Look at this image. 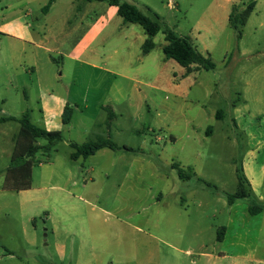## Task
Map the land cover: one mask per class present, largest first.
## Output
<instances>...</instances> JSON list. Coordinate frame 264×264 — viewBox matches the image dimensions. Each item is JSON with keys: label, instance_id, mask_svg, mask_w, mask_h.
I'll use <instances>...</instances> for the list:
<instances>
[{"label": "rangeland", "instance_id": "1", "mask_svg": "<svg viewBox=\"0 0 264 264\" xmlns=\"http://www.w3.org/2000/svg\"><path fill=\"white\" fill-rule=\"evenodd\" d=\"M134 1L144 10L150 7L161 16L163 26L172 29L178 37H190L203 52L204 45L195 40L200 31L213 45H210L212 61L216 64L214 71L196 72L187 79L182 78L181 70L175 75L168 66L163 81L156 84H161L160 89L146 85L153 77L142 76L143 81L135 79L129 83L123 91L125 100L129 97V104L116 103L119 120L114 123L111 140L119 147L129 146L145 153L122 152V157L99 155L73 161L72 142L85 144L107 136L104 126L107 116L104 112L97 116L95 106L102 95L101 88H96L98 74L58 56L52 62L42 56L33 59L30 52L21 51L15 39L0 36V49L11 69L7 86L0 90L5 101L4 116L19 120L29 113L33 124L40 122L37 77L30 80L23 72L34 67L48 77L51 71L64 74L63 85L73 82L71 100L82 107L86 98L89 123L93 125L92 135L86 136L83 128L88 122L82 119L87 118L76 114L73 128L64 132L56 129L62 132L64 140L52 155L55 164L35 165L31 194L38 200L37 212L52 211L56 206L59 213L67 211L73 217L74 231L80 230L74 218L87 222V227L95 219L100 231L99 248L95 250L98 258L92 260L87 250L85 256L78 257L76 252L75 259L61 261L55 251L52 225L44 224L46 218L42 212L36 232L24 218V228L35 233L36 243L31 245L24 231L22 264H209L208 254L221 250L217 234L228 220V195L241 189L251 191L244 181L241 165L250 151L256 149L257 141L256 137L247 139L244 131L255 135L264 130L259 119L261 112L264 113V72L260 71L264 66V0H257L258 6L243 28L241 40L222 15L223 11L217 10L220 0ZM170 1L175 9L170 7ZM244 1L249 4L251 0ZM5 4H10L9 14L19 12V7L24 13L32 11L29 20H33L42 15L41 9L48 3L0 0V25L5 21ZM240 6L243 9V4ZM72 42L70 39L69 46ZM164 42L165 37L160 34L157 52H161ZM239 47L252 57L241 58L239 62L233 60L239 58ZM115 48L117 45L106 50L102 59L110 60ZM118 50L121 56V46ZM52 108L58 110L57 106ZM221 110L223 118L218 120L216 114ZM62 122L56 118L48 121L52 127ZM19 130V122L6 126L8 136L18 134ZM152 137H159L158 143L151 142ZM39 142L45 144L43 139ZM47 160L38 153L37 162ZM178 170L184 173L183 181ZM240 177L243 183L239 182ZM58 227L63 229L62 224ZM187 249H192L194 255L187 254Z\"/></svg>", "mask_w": 264, "mask_h": 264}, {"label": "crops", "instance_id": "2", "mask_svg": "<svg viewBox=\"0 0 264 264\" xmlns=\"http://www.w3.org/2000/svg\"><path fill=\"white\" fill-rule=\"evenodd\" d=\"M45 1L46 3L49 2V0ZM130 3L136 4L144 14L151 18H154L155 15L159 17L158 21L161 24L162 31L154 39L156 44L155 48L147 55L143 54V45L148 38L144 28L139 24H125L123 18L118 15V8L110 5L106 1L57 0L47 13H43V8L45 7L43 6L41 9L42 15L36 16L33 20H29V18L33 17L32 11L28 10L24 13L22 8L19 7V12L15 11L9 14L10 4H5V21L0 25V36H8L15 39L21 45V51L26 54L30 52V56L33 59L42 56L48 59L47 62H52L53 58L58 56L64 59L66 58L70 62L85 65L98 74L97 78L99 82L96 88H101L102 95L97 100V105H93L97 107L99 112L97 116L100 115V112H104L107 116L104 121L107 136H97L99 138L111 139L113 137L114 123L119 120L116 103L120 101L123 104H129V97L125 100L123 91L135 79H137L136 82H139V80L143 81L142 76L145 79L153 77L151 81L146 82V85L154 89H160L161 84H156L163 81L168 66L173 69L175 75L181 70L183 79H187L196 72L205 71L200 69L188 75L186 69L180 66L175 60L167 59L164 54V48L168 44L166 40L160 46L161 52H157L159 35L163 34L165 37L164 31L170 28L162 25L161 16L150 7H145L144 10L136 1L133 0ZM244 3H246L244 0H220L217 5V10L223 11L222 15L229 22L233 6ZM257 6L258 1L256 8ZM172 9H175V7ZM92 13H95V17L93 18ZM200 29L202 28L200 27ZM206 30L208 31V26ZM115 36L117 37L116 40ZM195 37V40L205 47L202 53L204 55H210L212 58L211 47L213 45L208 42L209 39H206V36H202L200 31ZM70 39H73V42L69 46ZM114 45H117V48L113 49V55H111L110 60H103L102 55ZM120 46L123 52L121 56H119L120 52L118 50ZM237 53L239 54V58L233 57V60L236 62H239L241 58L246 59L252 57L250 52L240 47ZM114 55L117 57H113ZM9 70L11 69L8 67L6 54H2L0 49V90L7 86L6 79ZM260 71L261 73L264 72V66L260 68ZM23 72L30 77V80L33 76L37 77L36 85H34L37 87L39 94L38 111L40 122H36L38 127L48 131L60 129L64 132L67 129L70 130L73 128V117L76 114H80L82 118H87L82 120L88 122V125L83 128V133H86V136L92 135L93 125L89 123V106L85 98L87 94L82 101V107L78 106L76 102H72L71 100L73 82L67 83V86L62 83V76L64 74L51 71V75L48 77L47 74H43L34 67L27 68ZM57 90L60 91L58 92ZM28 97V94H26L27 99ZM4 105L5 101L2 100L0 94V119L7 118L4 116ZM53 106H57L58 110H54L52 108ZM68 106L73 111L70 123L64 124L62 122V125L52 127V124L48 123V121L54 118L63 121L66 107ZM108 107L116 115L115 120L111 123L110 129L107 126L108 112L106 108ZM121 117H124V115H121ZM259 119L264 125V113L261 112ZM10 122L19 121L0 123V264H22L24 231L28 234L27 240L29 243L31 245L36 243L33 237L35 233L26 227L24 228V218L26 219V223H30L33 230H35L34 232H36L37 219L41 217L39 213L42 212L46 218L44 224L50 223L52 225L51 232L55 239L54 247L61 261L75 259L76 252L78 257H81V255L85 256L87 250L90 251L89 256L92 260L97 259L98 255L95 253V250L99 248L97 243L99 241L100 231L98 229L99 223L95 219H91L87 227V222L77 217L74 218L80 226V230L74 231L72 230V226H75V223H71L73 217L67 211L59 213L56 206L52 211L45 210V212H37L39 211V203L36 200V196L34 198L33 194H31L34 190V184L31 189L17 193L5 189L7 170L15 148L16 138L19 135V133L7 135L6 126ZM244 133L247 139L256 137L257 140L256 149L250 151L245 162L241 165L242 174L251 190L250 197L246 198L250 202L247 203L246 199H241L235 201L233 204H229L227 201L228 220L222 227L225 228L224 237L222 242H218L217 240L221 246V250L217 254H208L210 255L207 261L209 264L216 262L222 264H264V211L255 216L249 212V208L253 204L264 205V130L255 135L245 131ZM159 137L158 139L152 137L151 142L153 140L156 142L159 141ZM83 143H87V141ZM38 144L44 145L39 141ZM79 144L81 145L82 143L79 142ZM57 147L52 152L50 159L37 163L41 165H54L52 155L57 150ZM75 151L73 148V153ZM136 151L145 153V150L142 149ZM122 152L130 151L125 149L113 151L109 148H104L90 157L99 155L102 157L119 155L122 157ZM41 154L43 153L41 152ZM88 158L80 157L76 161ZM111 166L114 167L116 164H111ZM182 167L186 168L184 166ZM187 168L190 169V167ZM91 170L94 171V167ZM80 171L83 172L84 169L81 168ZM181 180L183 181L184 179L180 178ZM67 193L73 198L76 197L70 191ZM58 204L59 202L56 205ZM76 213L74 212V214ZM58 224H62L63 229H60ZM47 232H49V229H47ZM47 238H49V234H47ZM78 244L80 245L79 249H77ZM49 246L50 244L47 240V247ZM186 253L191 256L194 255L192 249H187Z\"/></svg>", "mask_w": 264, "mask_h": 264}, {"label": "trees", "instance_id": "3", "mask_svg": "<svg viewBox=\"0 0 264 264\" xmlns=\"http://www.w3.org/2000/svg\"><path fill=\"white\" fill-rule=\"evenodd\" d=\"M57 0H49L48 4L43 8V13H47L52 5ZM86 1H106L112 6L118 8V15L123 18L125 24H139L144 28L148 35L147 40L143 45V54H149L156 46L155 37L162 31L159 17L155 15L154 18L144 14L136 4L121 1V0H86ZM257 5V0H251L249 4L244 3L241 9L240 5H234L229 18V24L232 30L237 33V38L241 40L243 35V28L247 25L252 13ZM167 46L164 48V54L167 59L175 60L180 66L186 69L189 75L193 71L203 69L205 71H213L216 69V64L212 61L210 55H204L194 45L190 37H178L173 30L164 31ZM195 67V69H194ZM107 126L110 129L111 123L115 120L116 115L113 110L108 107ZM223 110L217 113V119L222 120ZM72 108L66 107L63 118L64 124H69L72 118ZM7 121H19L21 129L16 138L15 148L11 157V161L7 170L5 189L12 192H21L29 190L33 185V168L37 163V155L42 152L47 159H50L52 152L56 149L58 144L64 140V136L60 131H48L33 124L29 113H25L21 119L14 117H7L0 119V123ZM209 132H207L208 134ZM40 139L45 140L44 145H39ZM71 147L76 151L71 155L72 160H78L80 157L88 158L95 155L98 151L104 148H109L113 151L122 149L130 152L136 150L129 147H119L109 138H99L97 141H90L85 144H77L72 142ZM181 179H185L182 170H178ZM244 181L247 180L243 175ZM240 177L239 182L243 183ZM208 187L211 185L205 183ZM249 186V185H248ZM240 187V184H239ZM251 191L240 190L235 194L228 195L229 204H233L237 200L249 198ZM264 211V205L253 204L249 208L251 215H259ZM225 233V228H221L217 234L218 242H222Z\"/></svg>", "mask_w": 264, "mask_h": 264}, {"label": "built area", "instance_id": "4", "mask_svg": "<svg viewBox=\"0 0 264 264\" xmlns=\"http://www.w3.org/2000/svg\"><path fill=\"white\" fill-rule=\"evenodd\" d=\"M170 3L172 4V5H170V7H171V8H174V5H173L174 3H172L171 1H170Z\"/></svg>", "mask_w": 264, "mask_h": 264}]
</instances>
